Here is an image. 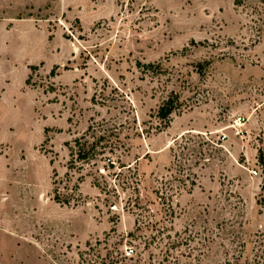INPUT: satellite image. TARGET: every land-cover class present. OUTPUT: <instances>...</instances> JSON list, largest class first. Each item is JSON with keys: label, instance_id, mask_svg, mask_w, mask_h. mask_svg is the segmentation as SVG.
<instances>
[{"label": "rangeland", "instance_id": "obj_1", "mask_svg": "<svg viewBox=\"0 0 264 264\" xmlns=\"http://www.w3.org/2000/svg\"><path fill=\"white\" fill-rule=\"evenodd\" d=\"M161 261L264 264V0H0V264Z\"/></svg>", "mask_w": 264, "mask_h": 264}, {"label": "trees", "instance_id": "obj_2", "mask_svg": "<svg viewBox=\"0 0 264 264\" xmlns=\"http://www.w3.org/2000/svg\"><path fill=\"white\" fill-rule=\"evenodd\" d=\"M146 66H150L152 67L151 64H148ZM31 69H35V66H31L30 67ZM201 70V69H200ZM53 72V71H52ZM177 108V98L176 97H168L162 104L161 106L158 108V111H157V116L158 118L164 122L165 125H167L169 123V120H170V116L171 114L176 110ZM77 143V142H76ZM78 157L80 159H86L88 157V153L87 151H85L83 148H79V151H78ZM259 160L260 162L262 161V155L260 153L259 155ZM110 162V161H109ZM54 199L55 200H59L58 197L55 195L54 196ZM128 235H133L132 233H128ZM132 251V250H131ZM166 252V251H165ZM263 252V251H262ZM157 264H162V261L161 262H158Z\"/></svg>", "mask_w": 264, "mask_h": 264}, {"label": "built area", "instance_id": "obj_3", "mask_svg": "<svg viewBox=\"0 0 264 264\" xmlns=\"http://www.w3.org/2000/svg\"><path fill=\"white\" fill-rule=\"evenodd\" d=\"M240 121H241V119H239ZM242 121H243V119H242Z\"/></svg>", "mask_w": 264, "mask_h": 264}]
</instances>
